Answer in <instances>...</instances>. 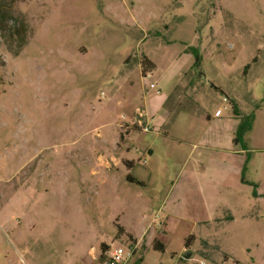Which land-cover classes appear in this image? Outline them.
Masks as SVG:
<instances>
[{
  "label": "rangeland",
  "instance_id": "1",
  "mask_svg": "<svg viewBox=\"0 0 264 264\" xmlns=\"http://www.w3.org/2000/svg\"><path fill=\"white\" fill-rule=\"evenodd\" d=\"M157 90L170 139L124 136ZM120 227L264 264V0H0V264H104Z\"/></svg>",
  "mask_w": 264,
  "mask_h": 264
},
{
  "label": "crops",
  "instance_id": "2",
  "mask_svg": "<svg viewBox=\"0 0 264 264\" xmlns=\"http://www.w3.org/2000/svg\"><path fill=\"white\" fill-rule=\"evenodd\" d=\"M161 96H162L161 93L160 94H155L151 98H148L147 99V102H148V108L147 109L149 110V112H148V114H149V120L148 121H149L150 124L153 121V123H154L153 125L156 128L155 129L156 132L151 131L150 133H148V134L152 135V137H153V143L159 137H165V138L167 137V139H170V136H169L168 132L167 131H164L163 128L166 127L165 124L168 121V119L170 118L171 113L168 110L165 109L164 105H162V101L163 100L161 99ZM151 105H154V107H155L154 110L151 109ZM218 111H216V113ZM216 113H215V115H216ZM216 117L219 118L220 115L219 116L216 115ZM123 131H124L123 132L124 133V136H127L128 138H131V140H133V138L130 137L131 136V133H133V132H129L127 127H125V129H123ZM140 132H142V131H140ZM118 143H119V141L117 140V142L115 143V146H117ZM147 151L150 152V147L148 148ZM102 159L104 160L103 162L105 164V167L107 169H109V170H113L114 167L119 166L120 163H122V162L124 164L128 165V166H131V163H132L128 159H120V158H118L115 155H111L110 152H109V155L108 156H104V157H102ZM108 159H110V160H108ZM111 162H114V163H111ZM132 180L134 181V179H132ZM135 182H137V181L135 180ZM126 235L129 238H132L133 239V241H131V244H132V242H138L140 245L143 244V246H141V248H138V250L136 251V253L134 254V256L132 257L131 261L128 264H142V262H144V260H145V257L143 255L140 256V254H141L140 252H141V249H143L146 246L145 245V241L147 240L148 233L146 234V232L144 231L142 233L141 238H135L132 235H130V233H126ZM157 240H159V239H157ZM107 248H108L107 250L105 249L106 253L111 249L109 246H107ZM185 250L187 251L188 248L186 247ZM101 254H102V252H101ZM187 254H188L189 257H187L186 259H188V260L191 259L192 254H189V253H184L183 258H184V256H187ZM99 259L104 262V260L101 259V255L99 256ZM140 260H142V262L139 263Z\"/></svg>",
  "mask_w": 264,
  "mask_h": 264
},
{
  "label": "built area",
  "instance_id": "3",
  "mask_svg": "<svg viewBox=\"0 0 264 264\" xmlns=\"http://www.w3.org/2000/svg\"><path fill=\"white\" fill-rule=\"evenodd\" d=\"M153 88H156V85L152 84ZM157 94H160V91L157 90ZM138 113L137 116L134 117L130 122L126 124H121L120 126L124 127L125 125L128 127H137L142 132L150 133L152 131L150 123H149V114L147 110L137 109ZM217 116L220 115V111L216 113ZM139 248V243H132L128 249V251L124 250L123 248L118 249H110L106 253V258L104 260V264H128L136 251Z\"/></svg>",
  "mask_w": 264,
  "mask_h": 264
},
{
  "label": "trees",
  "instance_id": "4",
  "mask_svg": "<svg viewBox=\"0 0 264 264\" xmlns=\"http://www.w3.org/2000/svg\"><path fill=\"white\" fill-rule=\"evenodd\" d=\"M1 27H3V28H5V26L4 25H1ZM19 32H17V34H18ZM133 181V180H132ZM135 181V180H134ZM120 229V234H123V235H125L126 234V232H125V230L122 228V227H120L119 228ZM132 239V238H131ZM153 248L156 250V251H160V252H164V250H165V245L161 242V241H159V240H155V242H154V244H153ZM105 249L107 250L108 248H107V246L106 245H102V247H101V252H102V254H101V259H103V260H105V258H106V251H105ZM140 262H142V260H140L139 261V263Z\"/></svg>",
  "mask_w": 264,
  "mask_h": 264
},
{
  "label": "water",
  "instance_id": "5",
  "mask_svg": "<svg viewBox=\"0 0 264 264\" xmlns=\"http://www.w3.org/2000/svg\"><path fill=\"white\" fill-rule=\"evenodd\" d=\"M189 257V256H188ZM184 258H187V256H184Z\"/></svg>",
  "mask_w": 264,
  "mask_h": 264
}]
</instances>
